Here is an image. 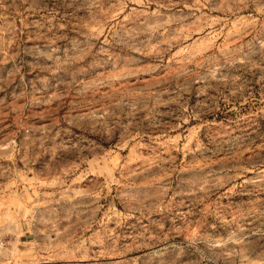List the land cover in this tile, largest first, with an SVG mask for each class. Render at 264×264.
I'll return each instance as SVG.
<instances>
[{
    "label": "rangeland",
    "instance_id": "rangeland-1",
    "mask_svg": "<svg viewBox=\"0 0 264 264\" xmlns=\"http://www.w3.org/2000/svg\"><path fill=\"white\" fill-rule=\"evenodd\" d=\"M0 264H264V0H0Z\"/></svg>",
    "mask_w": 264,
    "mask_h": 264
}]
</instances>
